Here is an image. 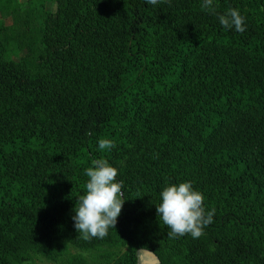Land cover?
I'll return each mask as SVG.
<instances>
[{
	"label": "trees",
	"instance_id": "trees-1",
	"mask_svg": "<svg viewBox=\"0 0 264 264\" xmlns=\"http://www.w3.org/2000/svg\"><path fill=\"white\" fill-rule=\"evenodd\" d=\"M200 4L0 0V264H264V0ZM94 159L123 182L103 239L72 220ZM182 181L215 209L198 239L157 216Z\"/></svg>",
	"mask_w": 264,
	"mask_h": 264
},
{
	"label": "clouds",
	"instance_id": "clouds-1",
	"mask_svg": "<svg viewBox=\"0 0 264 264\" xmlns=\"http://www.w3.org/2000/svg\"><path fill=\"white\" fill-rule=\"evenodd\" d=\"M163 0H145L146 4L157 6ZM200 7L209 13H215V0H201ZM219 24L225 30L238 33L246 31V18L235 7L217 15ZM110 140L98 141L101 150L113 147ZM83 175L88 179L85 191L79 195L74 206L72 220L78 234L86 239H103L110 228H115L117 218L124 204L123 182L118 180V169L106 159H94L92 166L83 169ZM159 222L170 231L169 237L190 235L198 239L204 234V229L213 222L215 209H206L204 195L196 190L190 181L166 183L159 192V203L156 204ZM153 255L149 249L144 250L143 264Z\"/></svg>",
	"mask_w": 264,
	"mask_h": 264
},
{
	"label": "rangeland",
	"instance_id": "rangeland-1",
	"mask_svg": "<svg viewBox=\"0 0 264 264\" xmlns=\"http://www.w3.org/2000/svg\"><path fill=\"white\" fill-rule=\"evenodd\" d=\"M22 1H26V0H22ZM48 8L51 10H56V4L55 3H49ZM86 256L89 258L90 264L97 262V260L94 257V254H86ZM30 264H57V263H52V262H49L47 260L37 258L35 261L31 262Z\"/></svg>",
	"mask_w": 264,
	"mask_h": 264
},
{
	"label": "water",
	"instance_id": "water-1",
	"mask_svg": "<svg viewBox=\"0 0 264 264\" xmlns=\"http://www.w3.org/2000/svg\"><path fill=\"white\" fill-rule=\"evenodd\" d=\"M143 255H144V250L140 251L139 253V263L140 264H143V261H142ZM158 262H159L158 258L154 255H152L150 259L148 260V264H157Z\"/></svg>",
	"mask_w": 264,
	"mask_h": 264
}]
</instances>
